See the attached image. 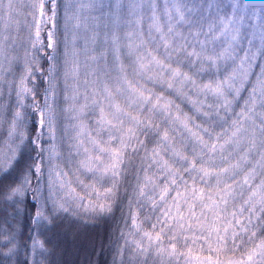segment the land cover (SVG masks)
I'll return each mask as SVG.
<instances>
[{
    "label": "trees",
    "instance_id": "16d2710c",
    "mask_svg": "<svg viewBox=\"0 0 264 264\" xmlns=\"http://www.w3.org/2000/svg\"><path fill=\"white\" fill-rule=\"evenodd\" d=\"M0 73V142L20 110L23 141L0 194L24 174L38 189L56 145L60 178L76 196L104 191L107 208L64 199L38 234L27 194L17 219L0 216V264L9 227L14 264H33L34 235L41 264H116L147 246L157 261L232 264L264 245V0H0ZM70 128L94 155L88 177L69 169L87 162ZM212 237L228 240L221 258Z\"/></svg>",
    "mask_w": 264,
    "mask_h": 264
},
{
    "label": "rangeland",
    "instance_id": "374dc122",
    "mask_svg": "<svg viewBox=\"0 0 264 264\" xmlns=\"http://www.w3.org/2000/svg\"><path fill=\"white\" fill-rule=\"evenodd\" d=\"M5 82L6 81H5L4 75L0 73V87L1 85H4ZM2 90L3 89H1V91ZM19 112L17 111L16 113L17 115L16 120L18 124H17V127H14L15 130H13V134L10 135L6 133V135L4 136V141H2V143L0 142V145L1 146L3 145L2 148H0L1 149L0 150V177L2 175L1 172H5L6 170H9L15 164V162L18 161L19 159L18 156L22 149V145H23V141L21 137L22 131L20 130V120H21L20 115L21 114ZM0 116L3 121L5 117L2 114V110H1ZM46 118L47 120H49V118L54 119V116L52 117V114L47 113ZM54 125L56 126L55 123L52 126ZM52 126L50 125L49 130L52 129L53 131L54 128H52ZM52 134L54 138L56 137L58 138L56 133H52ZM102 134H103V129L97 128L93 136L95 137L97 141ZM68 135L69 137L72 136L70 142L74 141V139L78 140V144H77L78 148L76 150L78 152H82L79 154L85 155V157L87 158V162L84 164H82V162L80 161H77L78 162L77 166L82 164V170L74 171L72 166H69V169L71 172L73 173L75 172L79 174L80 176L85 175V177H88L89 172L94 168V166L90 165V163L92 162H88V160L91 159V157H94V155L90 153V151L89 152L86 151V150H89V145L86 144L84 140V135L80 134V132H78L76 128L71 129V132L68 133ZM94 146L91 147V149L94 148ZM96 149L98 150L97 147ZM60 151L61 150L56 145H52L47 150L46 153L48 154V157H50L51 159H46V160L50 161V166H49L48 172H46L48 174L45 177L41 176V179L38 181V189L36 187L35 191L34 190L30 191L29 186L31 183V178L29 176H26V174H24L23 176L20 177L19 186L18 185L14 186L8 192H4V193L1 192L0 194V216H2V212L5 208L6 210L9 211L8 212L9 222H11L10 217H14V219H17L20 216V214H22L21 209L23 207L21 204H23V202L25 201L27 194H30L31 198L34 200L38 199L37 200L38 208L40 209H39V213L36 219H38L41 225L39 228L38 234H40V231L45 226H47L48 222L50 221V218L52 216L51 212H53V214H57V213H61V211H66L68 209V206L66 205V203H64V199L70 200L72 203L74 202V204L75 202H78V201L79 202L85 201L86 206H82V205L79 206L75 204V207L80 208L83 214L87 213V214H95L99 216L102 214V212L107 211V208L105 207V202H104L106 201V198H104V194H105L104 191H102V194L94 193V192H90L87 194L86 192H84L83 194L76 196L73 190L69 188V184H68L69 181H66V178L64 176L60 178L61 171L57 167V164L59 165L57 161L59 159L58 156L60 154ZM86 158H83V159H86ZM111 167L114 168V166H111ZM105 169L106 168L103 167L104 177H106V174H107ZM67 175H70L69 172L67 173ZM107 177H110V176L107 175ZM69 191H71V193H68ZM48 192L50 193V196H49L50 202L45 201V199H47L46 194ZM55 197L58 203L55 201L56 200ZM85 198L86 200H84ZM76 199H78V201ZM61 200L63 204H61ZM49 214H50V218H49ZM3 220L4 222L7 221L5 220V218ZM212 239H213L212 240L213 242L211 243L210 246L213 248L214 253L217 254V256H219L220 258L223 257V254H220V251H222V249L225 251L228 240H225L220 237H212ZM2 242H3L2 246L5 248L2 251V254L6 256V259L7 257L11 258L12 259L11 264H14L17 258V255L23 252L22 246H20V241L18 240L17 229L15 227L13 229L9 227V229L6 231V236ZM219 245H220V251L218 249ZM137 249L139 250L140 248H137ZM29 250H30L29 256H30L31 262L33 264H41L42 257L46 255V252L44 251L43 241L39 240L38 237L34 235L31 241ZM151 253H152L151 250L147 246L146 249H143L139 252H136V251L130 252L127 256H124V257L121 256L116 261V264H218V263H222V260H220L219 258L212 259V261L208 263V262H204L202 258L193 257V258H187L185 260H179V259L174 258L175 255H172L171 257L167 254H164L163 257H161V260L157 261L156 257ZM231 263L232 264H264V245L260 249H258L256 252H254L253 254L241 256L239 260L233 261Z\"/></svg>",
    "mask_w": 264,
    "mask_h": 264
}]
</instances>
